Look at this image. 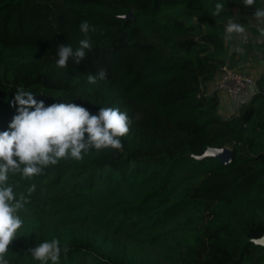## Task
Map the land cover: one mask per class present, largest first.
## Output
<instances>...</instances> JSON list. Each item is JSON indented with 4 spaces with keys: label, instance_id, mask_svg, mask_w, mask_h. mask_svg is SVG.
I'll use <instances>...</instances> for the list:
<instances>
[{
    "label": "trees",
    "instance_id": "1",
    "mask_svg": "<svg viewBox=\"0 0 264 264\" xmlns=\"http://www.w3.org/2000/svg\"><path fill=\"white\" fill-rule=\"evenodd\" d=\"M216 2L0 0V130L19 89L45 105L119 107L130 120L120 149L10 174L26 198L10 264H40L28 249L54 238L68 249L58 264L264 263V40L255 90L235 113L221 115L217 93L202 90L233 67L224 39L232 8L253 14L264 0H219L213 15ZM83 20L94 26L92 47L58 68V45H75ZM100 67L106 78L89 84ZM222 147L229 163L202 157Z\"/></svg>",
    "mask_w": 264,
    "mask_h": 264
},
{
    "label": "clouds",
    "instance_id": "2",
    "mask_svg": "<svg viewBox=\"0 0 264 264\" xmlns=\"http://www.w3.org/2000/svg\"><path fill=\"white\" fill-rule=\"evenodd\" d=\"M245 6L254 4V0H243ZM224 4H214L213 15L219 14ZM253 15L264 18V8H253ZM82 34L77 43H60L56 51L55 65L65 68L71 60L79 64L92 47L88 33L94 26L88 20L79 23ZM226 31L242 32V24L229 19ZM107 76L105 68L100 67L94 74L88 73L86 80L95 84ZM70 101V100H69ZM62 101L45 105L43 100L34 98L32 91L19 89L13 93L16 114L7 128L0 130V264H10L6 253L17 230L23 224L19 210L24 207L26 198L17 196L10 174L19 172L24 177H32L42 172L43 168L56 164L59 159L82 158L90 148L120 149L121 137L128 132L130 123L126 111L119 107H99L95 113L74 102ZM86 134V135H85ZM35 190L29 185L27 192ZM62 251L58 239L42 240L30 247L28 253L40 264H58Z\"/></svg>",
    "mask_w": 264,
    "mask_h": 264
},
{
    "label": "crops",
    "instance_id": "3",
    "mask_svg": "<svg viewBox=\"0 0 264 264\" xmlns=\"http://www.w3.org/2000/svg\"><path fill=\"white\" fill-rule=\"evenodd\" d=\"M232 12L234 21H237L242 24L243 31L239 33H229L226 31L225 37L229 40V45H227L225 37L224 39L225 44L228 48V55L233 54L234 57L239 58L238 55L240 50L237 49H239V46L242 47V44H244L245 42L249 43V45L252 46V48L249 47L250 50H255L257 52V48H255V46H257L256 44H259V42L261 43L264 40V18H257L253 14H249L248 12L237 7H233ZM233 40L236 41V47L232 46ZM259 55L260 53H258V56L256 57V61L258 64L256 73L258 74L261 70V61L259 59ZM205 88L209 89V84L206 85ZM217 96L219 99V107L221 106L224 112H226L224 116H229L235 113L243 103L242 100L231 102L227 99V96L224 94L217 93Z\"/></svg>",
    "mask_w": 264,
    "mask_h": 264
},
{
    "label": "built area",
    "instance_id": "4",
    "mask_svg": "<svg viewBox=\"0 0 264 264\" xmlns=\"http://www.w3.org/2000/svg\"><path fill=\"white\" fill-rule=\"evenodd\" d=\"M208 84L210 91L226 95L227 99L231 102L238 100H242L244 102L255 90L254 77L243 71H237L234 67L229 66L227 63L220 67L214 79ZM202 90L209 91L205 87Z\"/></svg>",
    "mask_w": 264,
    "mask_h": 264
},
{
    "label": "rangeland",
    "instance_id": "5",
    "mask_svg": "<svg viewBox=\"0 0 264 264\" xmlns=\"http://www.w3.org/2000/svg\"><path fill=\"white\" fill-rule=\"evenodd\" d=\"M226 39V37H225ZM227 45H229V40L226 39ZM260 43V42H259ZM257 46H255V48H257V52L255 50H250V48H252V46L249 45V43L245 42L244 44H242V47L239 46L240 50L238 57L236 58L233 56L232 54V60L230 61V63H232V66L238 71H243L249 75H251L254 78H257L259 76L258 73H256L257 71V59L256 57L258 56L259 53V44H256ZM232 46L236 47V41L233 40L232 42ZM242 49V50H241ZM238 53V52H237ZM204 88V87H203ZM209 90V89H208ZM210 91V90H209ZM219 113L221 115L226 114V112H224V110L221 108V106L219 107Z\"/></svg>",
    "mask_w": 264,
    "mask_h": 264
},
{
    "label": "water",
    "instance_id": "6",
    "mask_svg": "<svg viewBox=\"0 0 264 264\" xmlns=\"http://www.w3.org/2000/svg\"><path fill=\"white\" fill-rule=\"evenodd\" d=\"M131 12L127 13V16H130ZM213 156L218 159L221 164L229 163L232 160V153L230 148L222 147V148H208L203 156ZM259 243L264 245V236L260 238Z\"/></svg>",
    "mask_w": 264,
    "mask_h": 264
}]
</instances>
